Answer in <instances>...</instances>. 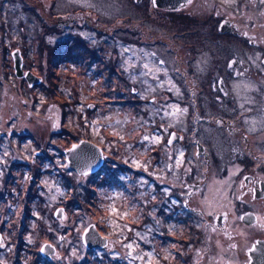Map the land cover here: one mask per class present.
Returning <instances> with one entry per match:
<instances>
[{"label": "rangeland", "instance_id": "rangeland-1", "mask_svg": "<svg viewBox=\"0 0 264 264\" xmlns=\"http://www.w3.org/2000/svg\"><path fill=\"white\" fill-rule=\"evenodd\" d=\"M58 4L53 12L28 9L37 28L22 34L18 30L13 34L0 19V264H194L196 219L185 213L174 220L162 205L165 177L158 170L165 158L162 131L174 126L190 137L197 130L220 158L221 168L241 166L225 162L228 137L221 119L225 116L211 87L218 76H225L228 38L217 25L228 8L221 1L197 0L196 14L192 5L166 18L164 13H153L145 1L59 0ZM78 9L88 11L91 18L98 14L99 19L91 20L95 29L85 27L96 35L80 38L74 27L67 34L70 39L52 42L63 30L50 20ZM139 26L152 40L159 60L148 53L137 64L133 73L148 76L151 84L135 94L129 86L135 80L128 72L129 56L124 54L133 53L129 45L143 36ZM162 42L171 47L169 53L161 48ZM15 48L21 50L24 68L41 77L38 85L29 87L15 76L11 57ZM176 52L184 62H176ZM141 80L146 84V79L137 81ZM159 108L167 116L163 123L152 118ZM212 116L220 120H208ZM200 118L210 124L203 121L197 127ZM216 121L218 137L212 127ZM154 134L161 137L159 143L143 140ZM83 138L97 142L107 155L101 174L87 179L65 171V150ZM174 155L175 163L178 158L182 163L175 164L168 177L174 181L183 173L184 181H190L193 175L187 167L194 168L193 153L179 147ZM249 160L251 166L264 168V163ZM134 161L154 168L152 175L135 167ZM203 170L199 174L207 178ZM209 178L220 182L216 175ZM169 189L178 192L175 184ZM59 205L65 209L62 220L53 215ZM91 223L109 236L112 248L84 246L81 235ZM45 242L55 246L48 258L40 254Z\"/></svg>", "mask_w": 264, "mask_h": 264}, {"label": "flooded vegetation", "instance_id": "flooded-vegetation-1", "mask_svg": "<svg viewBox=\"0 0 264 264\" xmlns=\"http://www.w3.org/2000/svg\"><path fill=\"white\" fill-rule=\"evenodd\" d=\"M58 1L52 0L48 4L45 0H0V19H2L4 27L12 30L13 34L16 30L20 34L29 31V28L35 30L37 28L36 17L28 14V9L33 12L35 9H38L39 12L41 10L46 12L50 9L53 12L59 7ZM133 1L136 3L145 1L146 4L150 2L148 7L151 11L164 13L166 18L170 13L189 10L192 5L193 11L195 14L197 13V0H186L178 5L172 4L165 7L156 6L153 4V0H148V2L147 0ZM217 1H221L228 8L227 14L217 25L218 31L219 27L224 29V32L221 33L227 35L228 46L224 65L225 76H218L211 87L221 102L220 108H222L223 116H225L221 118L223 119L224 133L228 137L225 162H237L241 166L238 168H221L220 158L217 159L214 156V150L202 141L197 130L193 131L190 137H187L189 134L180 132L174 126L172 127L174 129L171 130H167L165 126V132L162 131L164 138L162 147L165 158L160 164L161 168H158L161 175L165 177V182L161 185L163 188L165 187L162 205L165 214L171 213V218L174 220L178 214L185 213L191 214L193 219H196L198 231L197 262L194 261V264H264V168H257L249 164V157L264 163V0ZM78 10V12L67 13L63 18L56 17L50 20L51 25L63 30V35L54 34L51 38L52 42L57 43L59 38L70 39L67 34L71 33L74 27L77 29L80 38L88 35L86 38L89 39L90 36L96 35L85 28L95 29V26L91 25V20L92 18L93 20L99 19L96 9V13L91 10L97 14L92 18L88 11ZM138 28L143 36L129 45V50L133 53L124 54V57L129 56L130 68L128 72H131V77L135 79L130 80L129 86L135 94L141 92V87L146 88L151 84L148 76L133 73L137 64L139 62L142 64V59L148 53L154 54V57L158 56L157 59L159 60V54L151 49L152 40L145 37V29L140 28V26ZM98 37L101 38V36ZM161 45L163 51L169 53L171 48L169 44L162 42ZM142 46L147 48L144 50ZM19 51L23 58L20 49ZM193 54L189 60L190 65ZM188 55L190 54L188 53ZM180 57L176 52L177 63L184 62V59H180ZM157 59L156 61H158ZM22 67L25 72L24 59ZM167 77L168 75L165 76V78ZM19 78L27 83L24 77ZM139 78L146 79V84H144V80L137 81ZM176 88L180 89V86L178 85ZM150 99L153 100L154 97L151 96ZM152 118H157L163 123L167 116L163 108H159L158 116ZM206 119L200 118L197 127L203 121H206L205 124H210ZM215 119L220 120L219 117L215 116L208 118V120L213 121ZM217 121L213 123L212 127L217 132L215 135L218 137ZM2 133L1 131L0 134ZM173 135L175 139L171 144H168L167 141ZM81 140L91 141L101 148L104 155L101 167L94 172L85 174H79L68 167L65 168V171L87 179L101 174L107 155L104 147L102 148L97 142L85 138L79 141ZM179 147L183 152H188V155L192 152L194 156V168L187 167L189 174L193 175L190 181L189 179L184 181L186 175L184 176L183 173L178 174L174 181L173 178L168 177L174 171L176 164V155L174 154L177 153ZM175 148L177 151L173 153ZM203 165L207 168H201ZM52 169L50 168L51 171L57 173L55 168ZM147 169L149 170L148 176L152 175L151 170L154 168ZM203 169L208 173L207 178H203L199 174V171L202 172ZM210 174L212 177L218 176L220 182L212 183L209 178ZM152 184L149 181L147 185L150 191L153 187ZM173 184L177 186L178 192L169 189ZM192 200L195 201V207L190 205ZM58 207L63 208V215L60 218L62 220L65 209L61 205ZM225 213L227 214L226 219H218V217H223ZM101 235L107 238L108 247L94 249L112 248L110 244H114V242L109 239V236L102 233ZM194 259L196 260V258Z\"/></svg>", "mask_w": 264, "mask_h": 264}, {"label": "water", "instance_id": "water-1", "mask_svg": "<svg viewBox=\"0 0 264 264\" xmlns=\"http://www.w3.org/2000/svg\"><path fill=\"white\" fill-rule=\"evenodd\" d=\"M186 0H156L155 5L158 7H165L167 5H178L180 2ZM224 25V23H223ZM220 32H224V29L219 27ZM13 60L14 74L17 77H24L29 86L38 84L40 77L32 73L30 70L23 71V58L20 54L19 49H14L11 53ZM73 145H78L77 148L73 149ZM71 147L65 150V162L68 168H72L79 174H85L87 172H94L101 167L103 163V152L100 147L95 143L88 140H81L74 143ZM72 149L71 151H69ZM63 208L58 207L54 211V216L62 218ZM81 240L84 246L88 249L94 248H106L107 238L103 237L97 230L94 223L89 224L81 235ZM111 246L113 243L110 244ZM43 249V251H42ZM55 253V247L50 243H43L40 249V254L45 257H50Z\"/></svg>", "mask_w": 264, "mask_h": 264}, {"label": "snow or ice", "instance_id": "snow-or-ice-1", "mask_svg": "<svg viewBox=\"0 0 264 264\" xmlns=\"http://www.w3.org/2000/svg\"><path fill=\"white\" fill-rule=\"evenodd\" d=\"M156 3V0H153V4H155ZM145 67H147V65H145ZM230 67H231V65H230ZM174 107V109H175V111L176 112H180L181 110L179 109V108H176L175 106H173ZM183 111H186V109H184ZM121 139H123V137H121ZM173 139H175V136L173 135V137L171 138V139H169L168 141H167V143L168 144H171L172 143V141H173ZM143 140L144 141H150V142H152V143H159L160 142V140H161V137L159 136V135H152L151 137L150 136H148V135H145L144 137H143ZM78 147V145H73L72 146V148L73 149H75V148H77ZM72 149H70L69 151H71ZM180 157L182 158L183 157V153L181 152L180 153ZM182 163V159H177V161H176V164H177V166H179L180 164ZM134 166L135 167H137V168H141V167H143L144 169H145V171H147V166L146 165H144V164H141V162H139V161H134ZM169 167H171L170 165H169ZM167 191V190H166ZM112 211H116V209L115 208H113L112 209ZM128 215V212H124L123 213V216H127ZM122 218V217H121ZM226 219L227 218V214L225 213L224 215H223V217H218V219ZM241 219H244V217H241ZM125 227H127L126 225H125ZM137 235H139V233H137ZM132 244H128L127 245V247H129V248H132ZM42 251H43V249H42ZM149 255H151V254H149ZM150 264H158V261H152V262H150Z\"/></svg>", "mask_w": 264, "mask_h": 264}]
</instances>
